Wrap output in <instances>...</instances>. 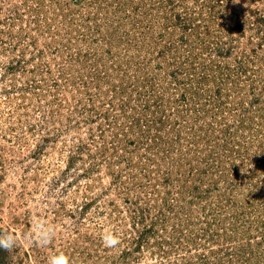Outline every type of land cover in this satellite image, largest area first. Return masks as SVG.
I'll list each match as a JSON object with an SVG mask.
<instances>
[{"label":"rangeland","instance_id":"1","mask_svg":"<svg viewBox=\"0 0 264 264\" xmlns=\"http://www.w3.org/2000/svg\"><path fill=\"white\" fill-rule=\"evenodd\" d=\"M0 231V264H264V0H0Z\"/></svg>","mask_w":264,"mask_h":264},{"label":"clouds","instance_id":"2","mask_svg":"<svg viewBox=\"0 0 264 264\" xmlns=\"http://www.w3.org/2000/svg\"><path fill=\"white\" fill-rule=\"evenodd\" d=\"M234 3H239V0H233ZM243 172L244 170L241 169ZM56 231L54 227L48 226L46 222H38L35 224L34 229L26 234L27 239L31 244L36 247H47L55 238ZM102 241L106 248H115L120 244V239L117 234L110 230H106L102 234ZM19 237L11 231H0V249L11 252L18 246ZM48 264H74L71 258L63 252L52 255L48 258Z\"/></svg>","mask_w":264,"mask_h":264}]
</instances>
